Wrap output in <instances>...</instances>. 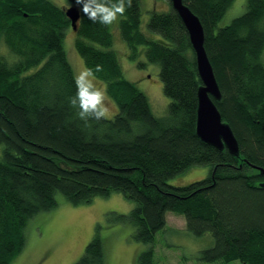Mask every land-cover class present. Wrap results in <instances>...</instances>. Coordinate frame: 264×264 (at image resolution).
Masks as SVG:
<instances>
[{"label":"trees","instance_id":"obj_1","mask_svg":"<svg viewBox=\"0 0 264 264\" xmlns=\"http://www.w3.org/2000/svg\"><path fill=\"white\" fill-rule=\"evenodd\" d=\"M66 1L79 10L75 29L53 0H0V46L7 49H0V264L22 250L27 221L56 206L57 193L76 204L113 191L134 202L115 222H130L135 239L148 244L135 264H155L153 243L168 211L183 215L192 234L212 236L197 262L264 264V0H245L244 11L223 26L219 21L233 0H182L203 26L221 92L215 104L234 133L238 156L196 133L201 80L170 2L147 21L157 38L140 27L142 0H125L117 20L129 57L141 54L159 65L170 101L158 116L125 78L111 25L90 19L77 0ZM69 27L84 64L107 85L116 105L111 117L86 122L69 102L76 90L63 46ZM200 164L210 165L207 177L168 183ZM71 264H106L97 231Z\"/></svg>","mask_w":264,"mask_h":264},{"label":"rangeland","instance_id":"obj_2","mask_svg":"<svg viewBox=\"0 0 264 264\" xmlns=\"http://www.w3.org/2000/svg\"><path fill=\"white\" fill-rule=\"evenodd\" d=\"M53 1L58 4V0ZM60 6L66 8L70 4L64 0ZM168 8V0H142L141 29L157 38V34L149 32L147 21L152 10L165 11ZM244 9L245 0H233L220 19L219 25L229 23ZM111 32L112 48L116 52L125 78L134 82L144 92L154 114L164 115L170 99L162 89L159 65L147 61L141 54L136 59L129 57L130 51L120 36L117 21L111 25ZM74 36L71 28H67L63 46L75 74L84 61L74 47ZM0 49L4 53L7 51L2 45ZM107 97L110 115L106 117H111L116 112V105L108 94ZM209 172L208 164L194 165L171 177L168 183L185 185L207 177ZM56 201V206L35 214L27 221L24 228V247L8 264H71L82 254L86 243L96 231L103 240L106 264H135L138 252L148 247L147 243L135 239L134 226L130 222H115L117 213L127 214L134 206V202L121 192L113 191L109 195L95 196L89 202L76 204L68 201L61 193H57ZM212 244L213 238L210 233L192 234L186 229L183 215L168 211L166 226L156 233L153 243L155 264H242L239 261L197 262L195 255L198 251Z\"/></svg>","mask_w":264,"mask_h":264},{"label":"water","instance_id":"obj_3","mask_svg":"<svg viewBox=\"0 0 264 264\" xmlns=\"http://www.w3.org/2000/svg\"><path fill=\"white\" fill-rule=\"evenodd\" d=\"M171 7L181 18L194 51L196 68L201 80L197 90L196 133L206 143L218 148H227L228 151L238 156V144L230 125L222 119L215 104L221 97V92L204 47V29L196 14L183 3L182 0H169ZM65 14L71 22V27L76 28L79 19V10L75 6L65 8ZM264 174V169H260ZM264 188V180L259 182Z\"/></svg>","mask_w":264,"mask_h":264},{"label":"clouds","instance_id":"obj_4","mask_svg":"<svg viewBox=\"0 0 264 264\" xmlns=\"http://www.w3.org/2000/svg\"><path fill=\"white\" fill-rule=\"evenodd\" d=\"M82 11L93 21L104 25H112L124 14L125 0H77ZM64 0H58V6ZM131 4V0H127ZM75 94L69 97L71 105L78 109L77 115L87 122L89 117L96 120L110 115L107 97V85L99 80L87 65L81 64L74 74Z\"/></svg>","mask_w":264,"mask_h":264}]
</instances>
